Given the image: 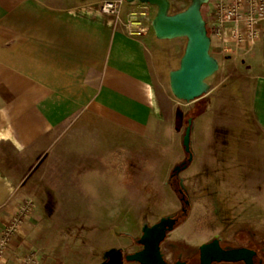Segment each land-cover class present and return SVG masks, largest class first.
Listing matches in <instances>:
<instances>
[{
    "label": "crops",
    "instance_id": "crops-1",
    "mask_svg": "<svg viewBox=\"0 0 264 264\" xmlns=\"http://www.w3.org/2000/svg\"><path fill=\"white\" fill-rule=\"evenodd\" d=\"M102 1L0 0V235L20 203H34L0 264L27 256L32 264H65L66 224L59 218L54 226L43 210H141L163 164L184 152L169 73L186 40L155 38L154 7L145 33L131 35L127 12L139 3L124 4L117 19L101 12ZM210 52L219 70L193 120V158L225 146L228 132L237 143L264 146L262 41L238 50L225 36ZM203 121L206 141L196 136Z\"/></svg>",
    "mask_w": 264,
    "mask_h": 264
},
{
    "label": "rangeland",
    "instance_id": "rangeland-1",
    "mask_svg": "<svg viewBox=\"0 0 264 264\" xmlns=\"http://www.w3.org/2000/svg\"><path fill=\"white\" fill-rule=\"evenodd\" d=\"M170 1V13L182 11L190 3L187 0ZM205 12L204 6L203 17ZM210 82H213V79H210ZM176 102L178 104H175V110L179 116L178 124L181 126L183 136L190 116L199 115L189 111L194 106L191 103L177 100ZM207 125L206 121L198 123L197 134L195 133L196 136L203 134L205 141L210 138L211 132ZM235 135L233 132L226 134L225 146L220 142L217 148L205 147L203 152L193 158L188 167L179 174L187 189L189 207L185 208L180 203L177 180H170L173 168L187 159L183 152L178 154L175 162L163 164L161 176L154 180L158 188L149 201H140L141 210L127 212L43 210L41 216L53 220L54 226L58 224V221L54 220L59 218L66 224L60 227L67 238L65 264L101 263L105 260L108 248L121 250L123 254L140 250L137 240L141 236L140 229L144 216L152 225L161 217L179 216L178 223L168 234L166 242L175 245V255L182 254L185 264H197L198 246L210 242L215 235L222 239V247L224 245L232 248L243 247L255 251L264 249V146L261 145L260 139L258 146H254L255 143L247 139L246 143L245 141L237 143ZM213 136L214 133L211 137ZM182 207L186 210L185 214H181ZM135 215L139 222L137 227L134 223ZM73 223H76L75 229ZM104 224L112 226L105 227ZM71 238L77 241L75 247L71 244ZM73 247L74 251L69 250ZM97 255L98 259L95 260ZM261 256L259 252V257ZM165 257L167 261H174L169 252H166Z\"/></svg>",
    "mask_w": 264,
    "mask_h": 264
},
{
    "label": "water",
    "instance_id": "water-1",
    "mask_svg": "<svg viewBox=\"0 0 264 264\" xmlns=\"http://www.w3.org/2000/svg\"><path fill=\"white\" fill-rule=\"evenodd\" d=\"M126 3H139L155 7L156 12L151 20V29L158 40H174L184 38L186 40L183 55L179 65L169 73V89L172 96L187 104L195 103L206 97L210 91L207 80L219 70L217 59L210 52L211 37L207 30V24L202 14V8L209 0H187L189 5L182 11L170 13V0H124ZM193 120H187L182 136V147L187 159L175 166L172 175H178L192 162L191 133ZM181 186L183 180L180 179ZM180 193L183 190H179ZM187 204V202H186ZM186 210L182 209L185 214ZM178 223L174 215L161 217L159 221L150 225L147 220L141 224V236L137 240L140 250L123 254L121 250L112 249L105 255V260L100 264H185L183 261L170 263L164 258L161 245L167 235L172 232ZM198 264H233L242 262L254 264L253 258L256 252L243 247L223 249L220 246L218 235L197 248Z\"/></svg>",
    "mask_w": 264,
    "mask_h": 264
},
{
    "label": "built area",
    "instance_id": "built-area-1",
    "mask_svg": "<svg viewBox=\"0 0 264 264\" xmlns=\"http://www.w3.org/2000/svg\"><path fill=\"white\" fill-rule=\"evenodd\" d=\"M124 0H103L100 10L103 14L120 18ZM204 19L212 40L223 43L227 36L238 50L256 41H262L264 64V0H209L205 5ZM149 6L139 4L127 12L125 28L131 35L145 33L149 26ZM34 212L32 200L20 203L0 235V261L11 237L17 233L24 221ZM31 256L24 257L19 264H32Z\"/></svg>",
    "mask_w": 264,
    "mask_h": 264
},
{
    "label": "flooded vegetation",
    "instance_id": "flooded-vegetation-1",
    "mask_svg": "<svg viewBox=\"0 0 264 264\" xmlns=\"http://www.w3.org/2000/svg\"><path fill=\"white\" fill-rule=\"evenodd\" d=\"M181 173V172H180ZM173 179H175V180H177V182H178V189H177V193H178V195H179V200H180V203H181V205L183 206V207H189V205H190V203H189V200L187 199V198H189V196H188V194H187V189H186V187L184 186V181H183V186H181V183H180V177L178 176V175H172L171 177H170V180H173ZM179 190H183V192L182 193H180L179 192ZM186 202H187V204H186ZM181 208V214H182V209H185V208ZM175 217H177L178 218V220H179V216L178 215H174ZM157 223V222H156ZM150 225H152V224H150ZM168 236V235H167ZM167 238V237H166ZM219 239H220V246H221V248H223V249H229V248H232V247H228V246H223L222 247V239L219 237ZM161 249H162V251H163V254H164V258H165V260H167L166 259V257H165V255H166V252H169L171 255H172V257H173V259H174V261H168V262H170V263H174V262H176V261H178V260H180V261H183L184 259H183V257H182V254H178V255H175V253H176V247H175V245H173V244H169V243H167L166 242V239H165V241L163 242V244L161 245ZM253 251H255V250H253ZM256 252V255L254 256V258H253V263L254 264H264V249H259V251H255ZM259 252H260V254H262V256L261 257H259ZM198 262H199V260H198ZM198 264V263H197ZM233 264H244V263H242V262H239V263H233Z\"/></svg>",
    "mask_w": 264,
    "mask_h": 264
},
{
    "label": "trees",
    "instance_id": "trees-1",
    "mask_svg": "<svg viewBox=\"0 0 264 264\" xmlns=\"http://www.w3.org/2000/svg\"><path fill=\"white\" fill-rule=\"evenodd\" d=\"M206 102H207L206 99H203V98L198 100L189 111L194 112L195 115L202 114L206 109ZM190 118L193 119L195 117L192 115L190 116Z\"/></svg>",
    "mask_w": 264,
    "mask_h": 264
}]
</instances>
